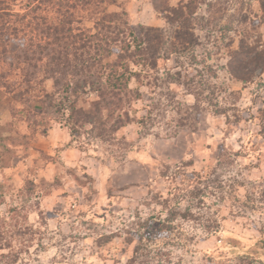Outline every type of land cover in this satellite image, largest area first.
Instances as JSON below:
<instances>
[{"label": "rangeland", "instance_id": "1", "mask_svg": "<svg viewBox=\"0 0 264 264\" xmlns=\"http://www.w3.org/2000/svg\"><path fill=\"white\" fill-rule=\"evenodd\" d=\"M108 11H125L136 33L173 32L152 0H118ZM247 11L248 41L264 49L257 2L202 0L196 44L162 61L159 79L132 78L140 97L104 127L76 125L68 110L29 117L1 97L0 264L14 255L15 264H129L140 243L134 264H264V63L247 84L229 72ZM43 87L52 92L53 82ZM119 115L126 124L113 131ZM172 211L180 215L158 231Z\"/></svg>", "mask_w": 264, "mask_h": 264}, {"label": "trees", "instance_id": "2", "mask_svg": "<svg viewBox=\"0 0 264 264\" xmlns=\"http://www.w3.org/2000/svg\"><path fill=\"white\" fill-rule=\"evenodd\" d=\"M19 1L23 5L17 11ZM172 1L152 0L173 29L166 36L158 27L141 26L136 33L125 11H108L109 6H118V0H0V99L9 96L25 107L29 117L39 111L44 119L56 118L68 110L76 125L101 123L104 127L125 104L140 97L139 91L130 89L132 78L138 81L145 71L159 79L162 61L182 58L196 44L192 21L202 0H182L177 6ZM249 1L259 4L264 19V0ZM251 16L252 11L241 12L239 25L246 26L245 33L229 63L231 76L245 84L252 82L253 71L264 63L259 40L248 41L254 29L249 26L255 22ZM85 19L93 22V29L76 28ZM12 46H16L13 53ZM177 75L174 80L181 82V73ZM47 81L53 82L52 92L43 87ZM209 84L207 88H213ZM89 94L97 96L91 108L78 106L83 95ZM125 116L129 120V114ZM125 122L119 115L111 129L116 131ZM179 215L172 211L158 231H168ZM144 224L151 229L149 220ZM145 237L142 234L140 242ZM140 247L141 243L129 264L137 261ZM251 258L240 260L253 262ZM15 262L14 255L5 264Z\"/></svg>", "mask_w": 264, "mask_h": 264}]
</instances>
